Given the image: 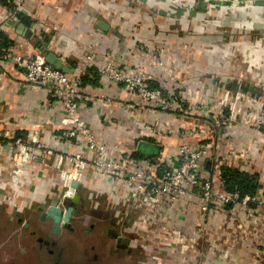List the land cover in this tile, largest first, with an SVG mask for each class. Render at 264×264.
I'll return each instance as SVG.
<instances>
[{
  "label": "crops",
  "instance_id": "1",
  "mask_svg": "<svg viewBox=\"0 0 264 264\" xmlns=\"http://www.w3.org/2000/svg\"><path fill=\"white\" fill-rule=\"evenodd\" d=\"M11 1L16 12L29 20L28 25L22 23L0 4L1 13L14 20L10 30V25L0 28L13 42L8 58L0 59V133L7 136L0 141V202L7 209L13 207L14 219L35 227L41 205L61 190L51 160L28 166L18 186L10 182V138L29 141L38 135L56 152L86 156L80 196L96 199L129 219L123 233L130 240L133 264H264V209L242 207L236 201L218 203L210 209L209 231L201 237L198 188H189L183 202L163 213L142 204L134 178L100 177L86 143L80 138L62 139L65 113L60 103L43 90L30 89L14 60L16 55L43 58L35 41L46 43L72 73L87 55H95L82 91L103 95L112 103L81 102L78 115L130 175L148 164V173L161 178L168 166L176 164L179 145H205L209 152L198 170L202 179L224 192L221 168L238 170L256 175L257 195L264 196V130L241 121L249 109L264 110V0ZM19 24L35 38L19 35ZM107 58L128 74L141 69L149 86L180 94L189 109L218 107L228 90L223 86L226 81L249 84L259 94L256 98L243 94L233 121L219 111H198L199 118L188 119L142 110L132 106L136 98L120 85L100 79L97 72ZM230 91L232 96L241 93ZM14 219L9 217L10 222ZM46 220L44 229L52 224Z\"/></svg>",
  "mask_w": 264,
  "mask_h": 264
},
{
  "label": "built area",
  "instance_id": "2",
  "mask_svg": "<svg viewBox=\"0 0 264 264\" xmlns=\"http://www.w3.org/2000/svg\"><path fill=\"white\" fill-rule=\"evenodd\" d=\"M225 4L228 7L230 5L229 1ZM194 6L195 3L191 5V8H195ZM14 60L24 70L25 81L30 89L43 90L49 97L60 103L65 113V118L62 121V139H82L88 150L95 155L93 166L100 177L108 176L118 180L127 177L134 178L137 181L135 189L142 204L151 205L157 212L163 213L166 208L183 202L189 188H198L199 211L203 226L199 232L201 237L206 236V232L209 231L207 218L210 209L218 203L223 205L229 201H236L242 207L253 205L264 209V196L245 195L241 199H237L215 188L209 180L200 177L198 173L200 163L209 152L205 145L193 146L188 143L179 145L175 152L176 164L168 166L161 178L148 173V164L141 166L130 175L122 163L111 155L107 146L95 138L78 115L79 103L81 102L89 103L99 100L106 104L112 103L108 97L95 93L86 94L82 91L83 76L91 69L95 55H87L72 74L53 68L43 58H23L16 55ZM97 73L104 82L118 84L124 91L134 96L136 101L133 103V107L142 110L157 109L172 115L181 114V117L187 109L189 110L185 98L181 95L165 93L158 88H150L147 77L141 69H136L128 74L119 68L113 58H107ZM242 97L243 94L241 93H235L232 96L228 89L218 102V107L194 109L193 113L199 111L214 114L219 111V114H224L227 112V116L225 114L224 117L233 121L236 118L237 102ZM241 119L246 126L264 130V110L249 109L244 112ZM3 138H7V136L0 133V141ZM7 146L9 150L8 159L11 163L10 182L14 187L19 185L24 170L28 166L34 162L46 164L48 160H51V166L58 172L62 197L71 198L74 195L75 190L71 187V183L83 185L85 181L88 160L82 154L56 152L45 147L38 135H34L29 141L20 137L10 138ZM165 240L167 238L163 237V241Z\"/></svg>",
  "mask_w": 264,
  "mask_h": 264
},
{
  "label": "flooded vegetation",
  "instance_id": "3",
  "mask_svg": "<svg viewBox=\"0 0 264 264\" xmlns=\"http://www.w3.org/2000/svg\"><path fill=\"white\" fill-rule=\"evenodd\" d=\"M55 196H60V191ZM51 199L52 197L46 201L45 206L49 205ZM81 201L80 205L73 206L74 213L68 224L60 227L59 235L52 233V224L44 229L42 224L46 225L48 218L42 220V213L38 216V226L24 223L21 218L17 219V223L28 229V236L33 239L37 251H44L51 260L50 264H64L62 261L66 244L64 239L71 235H85L87 239L96 238L95 243L89 246L90 255L87 257V264H133L134 255L129 246L130 240L123 233L129 219L122 218L120 212V215H117L118 210L109 211L106 205L100 206L96 199L86 200L82 196ZM124 238L129 243H125Z\"/></svg>",
  "mask_w": 264,
  "mask_h": 264
},
{
  "label": "rangeland",
  "instance_id": "4",
  "mask_svg": "<svg viewBox=\"0 0 264 264\" xmlns=\"http://www.w3.org/2000/svg\"><path fill=\"white\" fill-rule=\"evenodd\" d=\"M13 25L14 20L0 11V28L3 29L9 26L10 30ZM193 110L194 109H187L182 118H199L200 114L197 115L196 113L194 116L191 114ZM175 116L181 117V114ZM13 212V207L12 209H7L6 204L0 202V264H50L51 260L47 257L45 252L37 251L36 244L33 239L28 236V229L19 225L16 219L12 222L9 221V217L14 218ZM36 224H38V222H36ZM95 240L96 238L87 239L85 235H71L66 237V239H64L66 244L62 259L63 263L69 264L72 262V264H87V257L90 255L89 246L94 244Z\"/></svg>",
  "mask_w": 264,
  "mask_h": 264
},
{
  "label": "water",
  "instance_id": "5",
  "mask_svg": "<svg viewBox=\"0 0 264 264\" xmlns=\"http://www.w3.org/2000/svg\"><path fill=\"white\" fill-rule=\"evenodd\" d=\"M99 26L102 27L104 30L108 29V27H105L103 23H100ZM17 33L25 37V39L27 40L35 38V36L31 32L27 31V29L22 24H19ZM34 48L39 50L48 65L64 73L73 72L70 66L66 65L61 58L57 57L55 54L49 51L46 43H44L43 41H35ZM220 85L222 86V84ZM223 86L232 91H240L242 94L245 95L250 94L253 98H256L259 94L257 90L252 88L249 84L240 85L232 81H226L225 83H223ZM71 187L75 190V193L71 198L62 197V190H60V196L52 197L49 205H41L40 207V212H42V220L45 218L51 220L53 227L52 233L55 235H59L61 226L64 227L66 226V224H68L71 215L74 213L73 206L75 204L80 205L82 202L79 192L83 189V185L80 183L73 182L71 183ZM46 201L47 199L45 200V202ZM63 207L67 208L64 209ZM18 215L19 213H16V216ZM124 242L129 243L127 239H125Z\"/></svg>",
  "mask_w": 264,
  "mask_h": 264
},
{
  "label": "trees",
  "instance_id": "6",
  "mask_svg": "<svg viewBox=\"0 0 264 264\" xmlns=\"http://www.w3.org/2000/svg\"><path fill=\"white\" fill-rule=\"evenodd\" d=\"M0 4L5 6L9 13H12L18 18L22 23L28 25L29 20L22 14L16 12L14 5L11 0H0ZM13 45L12 40L8 37L7 33L0 29V59L4 58L7 54L8 49ZM83 76V84L86 81L88 72ZM154 89L155 87L149 86ZM227 116V112H225ZM221 181L223 191L231 196L241 199L245 195L254 196L257 194L259 189L258 179L256 175L244 173L238 170H233L230 168H221Z\"/></svg>",
  "mask_w": 264,
  "mask_h": 264
}]
</instances>
